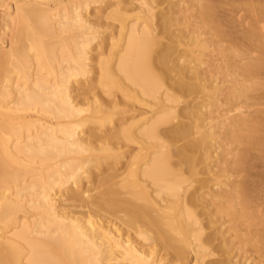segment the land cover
Segmentation results:
<instances>
[{"label": "bare ground", "instance_id": "obj_1", "mask_svg": "<svg viewBox=\"0 0 264 264\" xmlns=\"http://www.w3.org/2000/svg\"><path fill=\"white\" fill-rule=\"evenodd\" d=\"M129 1L133 0H114L106 4L104 10L114 5L117 8L105 16L94 15L92 20L86 12L74 8L68 25L80 27L85 34L74 42L76 57L68 61L60 80L49 83L38 76L25 89L9 83L7 74L0 80V131L3 133L0 135V264H179L180 259H183L180 264H222L220 261L223 260H205L210 256L214 258L216 246L219 251V245L212 244L216 231L211 227L215 224L214 218L217 219V215L220 217L221 212L232 214L236 221L242 219L249 228L254 226L246 228L248 237L258 242L256 245L260 242L255 248L261 261L264 259V180H261L264 176L257 171L264 169V91L261 94L257 92L264 90V0H225L227 7L221 6L222 0H192L190 4L201 17V26L204 24L213 28L211 41L216 37L219 39L214 42H217L224 37L222 40L227 39L225 42L232 45L230 41L233 42V37H227V30L222 29L223 24L229 26L226 16L231 20L236 18L245 27V30L241 27V31L242 28L244 30L242 34L245 33L239 36L243 40H234L237 47H222L223 50L234 48L237 51L235 54L233 49L230 56L226 54L224 58L230 61L234 58L238 60L236 57L239 55L243 60L247 59L245 62L238 61L242 64L224 61L226 69L239 74L232 75L241 78L239 91H229L225 95L226 102L221 99L215 103L228 105L227 112L233 107L238 111L235 113L234 110L226 129L228 140L238 146L233 154L235 157L229 161L231 168L225 163V167L241 176L232 184L227 180L234 174L230 169L222 165L223 173L229 170L232 173L230 176L224 173L226 179L214 170L215 166H220L213 158L217 157L216 149L221 148L219 144L222 142L219 143L210 114L215 105L212 99L219 95L216 93L220 87L212 83L218 72L214 77V68L211 70V65L205 62L207 57H203L205 53L207 55L208 44L199 36L202 30L189 34L185 16L177 15L185 11H182V6L176 9L175 0H143L141 4L147 9L133 17L126 13ZM83 6L86 9L87 4ZM244 11L247 14L244 15ZM15 14V21L11 19L6 25L10 27L14 24L12 29L15 28L9 53L1 54L0 58L9 56L13 70L24 78L34 54L35 59H43L41 52L46 54L44 42L54 29L49 8L39 1L18 0ZM102 18L104 20L100 21ZM114 23L119 24L120 37L115 41L112 38L110 47L120 48L109 51L106 57L102 56L103 53L97 54L99 76L96 78L101 92L106 93V99L98 98L90 87L74 95V83L78 81L74 77L85 76L89 72L86 69L89 64L86 61L90 58L87 46L100 37L99 28L106 30ZM174 26L176 29H173ZM238 42L243 43L240 45L242 48L236 45ZM97 45L101 48L100 43ZM48 52L51 54V50ZM116 90L129 101L134 100L133 103L136 102L141 109L145 108L149 114L142 109L144 116L139 111L136 112L139 115L134 116L128 112L130 107L123 103L125 107L117 112L115 109L119 100L115 101L111 96ZM16 92L17 98L11 100ZM125 100L124 103H129ZM12 102L14 104L11 105ZM36 106L54 115L57 120L55 126L39 124L40 131L32 139L23 145L17 141L12 146V143L9 144L11 138L17 137L20 132L12 123L14 111ZM86 111L90 114L82 116L81 113ZM117 113L123 116L115 131L106 130L101 134L97 131L98 134L94 135L87 129V136L83 132L85 130H77L92 118H102L110 124ZM133 145H137L136 151L130 148ZM17 154L26 159L38 156L41 162L64 155L73 156L55 166L56 179L39 191L41 203H37L45 208L44 215L36 220L31 229L21 225L18 230L8 233L13 227V221H7L8 216L22 206L6 194L9 184L18 177L13 168L18 161ZM107 159H113L114 163L123 161L122 172H115L118 175L112 173L117 180L112 179L114 177L108 171L109 178L102 179V183H111L104 185L106 187L94 196L90 195L89 199L88 195L84 198L89 189L79 187L84 178L80 175L81 180L73 182V193H67L69 200L72 198L79 202H74V207H85L87 211L82 210L78 214L72 207L57 205V198L65 193L61 194L60 189L58 193H51L49 190L52 191L53 186H63L78 175L86 162L97 166ZM73 161L79 162L72 164ZM95 165L90 169L94 170ZM256 174L258 177L261 175V179L257 177L261 182L253 184ZM212 181L217 182L211 184ZM251 183L252 186H249ZM35 186H39V182L20 186L17 193ZM223 187L228 189L223 192ZM225 194L231 206L218 205L217 202ZM209 205L213 209H209ZM102 206L112 209L108 212L113 214L108 216L120 213L115 215L119 217V225L103 221L96 214L98 210L106 209ZM102 212L108 214L104 210ZM258 225L261 227L256 228ZM189 254L192 255L190 260ZM226 260V264L239 263L231 255Z\"/></svg>", "mask_w": 264, "mask_h": 264}, {"label": "rangeland", "instance_id": "obj_2", "mask_svg": "<svg viewBox=\"0 0 264 264\" xmlns=\"http://www.w3.org/2000/svg\"><path fill=\"white\" fill-rule=\"evenodd\" d=\"M30 1H39L40 3H43L44 5H46L49 8V11L51 14L50 20L52 22V27H53L54 31H53V34H51L49 36V38L46 40L47 42H44V44L46 45L45 46L46 54L50 55V58L47 57V55L42 51L41 55H42L43 59L37 60V59H35L36 58L35 54L32 53V56L34 54V56L31 58V60L33 59V61L30 63V66L28 67L24 78L19 77L16 74V72L13 70L12 65H11V59H9V56L5 57L4 59L0 58V80L2 79L3 75L7 74L8 79L10 80L9 83H13L15 86L17 85V88L19 85V88L22 87L23 89L28 88V86L30 85L32 80L38 76L42 77L43 79L46 80V82H49V83H52L55 79L60 80L61 77L63 76L62 72H66V68L69 64L68 61H70L71 59H74L76 57V48H75L74 42L82 34H85V33L82 32L80 27H77V26L69 27L70 25H68L69 22L71 21V16H73L72 11L74 10V8L77 7L78 11L86 12L88 15H90V17H89L90 20L94 19V15L95 16L96 15L97 16H99V15L105 16L106 14H109V12H112L115 8H117L114 5V6L108 7L106 10H104V7H106L105 5L109 4L110 2H113L114 0H30ZM175 1H177L176 9L179 10L180 9L179 7L182 6L183 7L182 11H185L184 13L180 11L181 13L179 12L177 15L181 16L183 14L185 16V18L183 16H181V17L184 18V20L188 22L187 28H188V25H189V28L187 30L189 31V34L193 33L195 30L196 31L202 30V32H200L199 36L201 39L203 38V42L206 41L205 43L208 44V46L206 47L208 49V51H205V52H207V55L205 53V55L203 57H207L206 59L205 58L204 59H205V62L207 61L206 64L208 66L213 65L212 67L210 66L211 70H212V68H214V71L212 72V74L215 73L216 71L218 72V73L216 72L218 79L215 77L216 73L214 74L215 79H213L214 81L216 80L215 82H217V83H214V81H212V78L209 77V78H211L210 82L212 81L213 84H216V86L220 87V90L218 91V89H217V93H216L219 95L215 96V98L212 99V101L215 104L216 102L221 101V99L222 100L225 99V102H226L227 99H226L225 95L227 96L229 91L230 92L231 91H233V92L239 91V89H238V88H240L239 87L240 86L239 80L241 78L236 77L237 75H239L236 71L232 72L231 70L226 69V66L224 67V65H226L225 62H227L225 60H228V58L226 59L224 57L227 56L226 54H229L228 56H230V51L233 50L235 47H237L234 45L235 44L234 40L236 41L237 38H238V40L239 39L243 40V38H241V37L239 38V36L240 35L243 36V34L245 32L242 34V31L245 30V27L243 25H240V23L238 22L239 20H237L236 18H234L235 20L232 18V20H233L232 21L231 19H229L230 17L226 16V18L229 22V26L223 24L224 26H222V29H224V31L227 30V32H226L227 37H228V35H229V37L230 36L233 37L232 41L234 43L231 41H230V43H232V45L229 44V42L226 43L225 41H228V40L225 39V41H223L222 39H224V37L219 40L221 43L217 40L216 41L218 43L214 42L215 39H219L216 37H215L214 41H211V39H212L211 37H213V34H214L213 28H211L210 26H209L210 27L209 28V27H207V25L204 26V24H203V26H201L202 22H199V21H201L200 20L201 17L200 18L198 17V14H196L197 12H195L194 9L190 5L192 0H186L187 2H185V3L183 0H175ZM224 1L225 0H222L221 1L222 5L221 4L220 5L227 7V4ZM17 2H18V0H0V55L1 54L4 55V54L9 53L10 45L12 43V42H10V40L12 39V34L14 33L13 30L15 28L12 29V27H14V24H13V26H10V27L9 26L7 27L6 25L8 22H10L11 19L12 20L14 19V21L16 19L17 15L15 14V5L17 4ZM142 2H143V0L129 1L127 3L128 10L126 13L131 15V17H133L134 15L139 14V13L143 14L142 10L147 9V7H146V5L141 4ZM183 3H184V5H183ZM86 4H87V7L85 9V6H83V5H86ZM186 6L187 7L189 6V8L186 9ZM242 13L244 15L247 14V13H245V11ZM242 13H240L241 16L243 15ZM222 18L225 20L224 17H222ZM99 20L103 21L104 19L102 18ZM224 22H227V21L225 20ZM232 23H234L235 25H233ZM231 25H233L232 26L233 29H232ZM180 26H182V25H180ZM109 27L106 28V30L102 27L99 28V30L102 31L104 29L105 31H103L102 33L100 31L99 32L100 37L95 38L87 46V49L90 50V52L88 53V56H90V58H89L90 60L88 59L86 61L89 63L88 66L86 67V69L89 70V72L85 76L77 75V77H74L75 80H78L77 83H74L75 87H76V91L74 90V92H73L74 95H77V94L83 92V90H87V88L90 87L92 93L94 92V94H97L98 98H99V96H101V98L104 97L103 99H106L105 98L106 93L103 94V92H101L102 88L99 86V84L97 82V78L99 76L98 75L99 74V71H98L99 66L97 63L99 56L97 54L103 53L102 56L106 57L109 51L114 52L115 50H118L120 48V46L116 47V49L115 48L111 49V47H110L112 44L111 39L113 38V41H115L120 37L119 24L114 23V24L110 25ZM174 27H173V29H176V27L175 28ZM241 27H244V30L242 28V31H241ZM177 28H178V26H177ZM208 28H209V31L207 30ZM108 34H109V37L107 36ZM233 34H237V35H235L236 37L233 36ZM105 35H106V38L104 37ZM225 38H226V35H225ZM230 39H232V38H230ZM240 40H239V42H240ZM239 42L236 45L240 46L243 43H245V42L241 41L243 43L239 44ZM99 43H100L101 48H99V45H97ZM117 43H119V42H117ZM214 43L215 44L217 43L218 46H221V45L222 46L220 48L216 47L217 45H215ZM219 44H221V45H219ZM226 44L228 45V47ZM247 44L248 43H245L244 45L249 46ZM229 45H230V47H234V46L235 47L232 49L230 48V51H229L228 50ZM95 46L96 47L98 46V47L94 48ZM213 47H215V48H213ZM222 47H225L228 49L223 50L224 48L222 49ZM240 47L242 48L243 46H240ZM218 49H221V50H218ZM48 50L49 51L51 50V54L48 52ZM97 50H99V51H97ZM226 51L229 53H227ZM235 52L237 53V51L234 49L233 53H235ZM96 56H98V57H96ZM239 56L236 57V58H239L238 60L237 59L235 60V58H234V60H231V61L237 62L238 64L239 63L242 64L241 62H245V60H247V59L243 60L242 55L240 56L242 58H240ZM254 56H256V53ZM208 58H210V59H208ZM244 58H246V57L244 56ZM239 60L241 62H238ZM228 61H230V59ZM206 64H205V66L207 67ZM205 66L203 65L202 67H205ZM228 71H230V72H228ZM233 73H236L237 75L235 74L234 75L235 77H233L232 76ZM78 82H79V84H78ZM83 82H86V83H83ZM210 82H208V83H210ZM20 90H22V89H20ZM116 91H115L116 94L115 93L111 94V96H113L114 98L111 97L110 95L109 96L111 97V100H112V98L115 99V101L119 100V101H117V102H119V104L117 105V107L115 109L117 112H119V110L123 109V107H125V105H128V107H130L128 109L130 111H128V112L134 116H136V115L138 116L139 115L138 113H140V112H141L140 113L141 116H144V112H145V114H149L145 108H142L143 109L142 110L139 106H137L138 104L136 102H135L136 103V105H135V103H133L134 100L129 101V99L125 98V96H123V94H121V92H119L118 90H116ZM263 91L264 90L262 89V91L260 90L257 92L261 94ZM17 96L18 95L16 92V94H13L11 96L12 98H10V99L11 100L13 98L16 99ZM106 97H108V94ZM110 97L107 99H110ZM124 98L128 99V100H125ZM124 100H125V102L128 101L129 103H124ZM130 102L133 105H131ZM122 103L125 105H122ZM222 103H223V101H222ZM12 104H14V103L12 102L11 105ZM129 104L131 106H129ZM227 106L228 105H226V104L225 105L223 104L221 106V105H218V103H217L213 106V108H212L213 110L211 111V114H210V117L212 118L211 123H213V128L216 130L217 136H219V138H220L219 143L222 142L221 144H219L220 145L219 147H221V148L216 149L217 153L215 154V157L216 156L217 157L215 159L213 158V160H216V162L218 160L217 165L219 164L220 166H217L218 168L215 166L214 170L216 169L215 171H218L217 172L218 174L221 173L219 175L222 176V179H226L224 177V173H225V176H227L226 174H228L229 176L232 174L231 173L232 170L230 169L231 164L229 163V161H232L233 156L235 157V155H233V154L236 153L235 151H237V148H238L237 144L235 142L229 141L228 137L226 136L227 135L226 129L229 127V125H227V124L231 120L230 116H232L234 114L233 112L236 111L235 113H237L238 111L236 109H233L234 108L233 107L232 108L233 110L231 109L230 112H227ZM256 107L257 106H254L253 108H256ZM14 110H16V108H14ZM141 110L144 112H142ZM128 112L126 114L130 115ZM136 112H138V113H136ZM89 114H90L89 111L81 113L82 116H87ZM114 116L115 117L110 122V124L107 123V120H105V119L92 118L89 123H86L85 125H80L77 128V130H85V131H83L85 133L87 129H90L89 130L90 132L88 131V133H91L94 135L98 134V132L100 134L104 133V132H106V130L108 132H112V130L115 131L116 128H118L117 125H119V122L122 121L121 117L123 116V114L117 113ZM206 116H209V115L206 114ZM14 117L15 118L12 120V123L15 126H17V128H19L20 132H19L17 137L13 136V138H11L12 140L10 139L11 141L9 144L12 143V146L17 141H18L17 143H19L20 145H23L26 143V141L28 139H32L34 137V135L38 131H40L39 124H43L44 126L49 127V126H55L56 121H57L53 114L41 111L40 106H36L35 108L22 109L20 111H14ZM114 119H116L117 121ZM225 122H227V123H225ZM209 125H212V124L209 123ZM93 127H95V128H93ZM92 131H94V132L92 133ZM95 131L96 132L98 131V132L96 133ZM88 133H87V136H88ZM0 135L1 136L3 135V133L1 131H0ZM136 147H137V145L136 146L133 145L130 148L132 150L135 149V151H136V149H137ZM235 147H236V149H235ZM135 151H132V153H134ZM72 156L73 155H64V156H60V157L52 159V160H46L45 162H41L38 156H36L35 158L26 159L21 154L16 155V159L18 161L15 164H13V168L16 172H18V177L16 180L12 181L9 184V188L6 191V194L9 196V199L22 203V206L20 208L16 209L11 215L8 216L7 221L8 220L13 221V224H12L13 227L10 228V232H8V233H12V232L18 230L21 227V225L27 226L31 229L32 226L34 225V223L36 222V220H38L39 218H41L44 215L45 208L39 206L37 203V202L41 203V198L38 196L40 193L39 191L41 188H45L46 186L50 185L51 184L50 181H52L53 179H56L57 174H54V173H55V170H57V169H55L57 167H55V166H57L60 161L68 160ZM220 158H221V161H220ZM121 159L122 158H120L119 160H121ZM112 160L113 159H110L108 161H103L102 162L103 165H102V163H100L99 165H97L98 167L93 162H86L85 164H83V167L79 170L78 175L70 178L68 180V182L65 183L63 186H58V185L53 186V190L52 191L49 190L51 193H55V192L58 193L61 190H62L60 192L61 194L65 193L63 196H60V197H58L56 195V197H58L57 198V205H60L61 208H62V206L64 208L68 206L69 209L72 207L71 209L72 210L74 209V211L77 213L79 212L78 214H81L82 210L87 211L88 208H85V207L84 208H82L81 206L78 208L74 207V206H76L74 204L76 203L77 200L75 201V199H74V201H73L72 198H71L72 200L71 199L69 200L66 197V196H68L67 193H69V194L73 193V189H75L73 182L74 181L79 182V180H81L80 179V175H81L84 178L82 179L79 187L82 189L84 188L85 190L88 188L89 190H88V192H86L84 194L85 195L84 198H87L86 196L88 195L89 196L88 198L91 199L90 195L94 196L95 194H97V192H99L100 189H104L108 185L107 183L109 181L108 182L106 181L107 183H105V182L102 183V181H104L102 179L106 180L105 177L109 178V176H107L108 171H109L110 175H112L113 172L114 173L115 172L120 173L124 169V167L122 166L123 161L122 162L120 161V163H121L120 164V163H118L119 160H117L116 163H114L113 162L114 160L113 161ZM219 161H220V163H219ZM77 162H79V161H77ZM77 162L73 161L72 164H76ZM106 162H108V163L106 164ZM112 163H114V164L111 165ZM225 163H226V166L227 165L229 166V164H230V166H229L230 168L225 167ZM93 164L96 167V168H94V170L90 169L94 166ZM222 165L225 169L228 168L231 171L229 170L228 173L224 171V173H223ZM107 167H110V168H107ZM112 167H114V168L112 169ZM261 170L263 171L264 169H261V168L257 169V171L259 173H261L262 176H264V171L261 172ZM41 173H43V174H41ZM117 173H115V175ZM41 175L44 177H40ZM51 175H53V176H51ZM85 175L86 176L88 175L89 177L87 176L88 177L87 178ZM232 175H234L233 178H232ZM232 175L229 179H227V180H229L228 182H230L231 184H232V181L237 180L236 178L241 179V176L238 172L236 174L237 177H236L235 173ZM261 175H260V177H258L259 175L256 174L255 179L256 180L261 179L262 178ZM49 176H50V180H48ZM112 176L114 177V174ZM251 177H253L252 179L254 180V175ZM115 178L117 180V176L112 178V179H115ZM119 179H120V177H118V180ZM256 180L253 181V184L261 182L260 180L259 181H256ZM261 180H264V178H262ZM35 181L39 182V186H35L33 188H28L24 191H21V193H19V194L17 193L18 191H20L19 189L22 186H24V185L28 186L29 184H31L32 182H35ZM216 182L212 181L211 184H215ZM254 182H256V183H254ZM101 183L103 184L102 186H101ZM109 183H111V182H109ZM221 183H224V182L222 181ZM81 184H83V186ZM104 185H106V186H104ZM249 186H252V183L249 184ZM214 188L216 189V186H214ZM59 189H60V191H59ZM226 189H228V188L223 187V189H222L223 192ZM66 190L68 192H66ZM63 191H65V192H63ZM226 194H225V197H223V199H225V202L223 199H222L223 201L220 200L221 198L220 199L216 198L217 200L222 201L223 204L220 201L217 202V200L215 199L216 202L218 203V205H224L225 207L231 206V205H228L230 203H229L228 196L226 197ZM32 200L33 201L35 200V202H33ZM210 202H211V200H210ZM212 202L214 203L215 201H212ZM69 205H71V206H69ZM102 207L104 208L106 206H102ZM107 207H106V209L104 208L103 210H104V212H107L108 214L103 213L102 209L100 211L98 210L96 212V214L98 216L100 215V217L103 221L109 220V221H112V223H115L116 226L119 225V221H118L119 217H117L118 216L117 214H120V213H114V216L111 215L112 217L108 216L109 214H113V213L112 212L109 213L108 211H112V209L108 207L111 210H109V209L107 210ZM237 207L238 206H236V208ZM236 208H235V210H236ZM209 209H213L211 205H209ZM232 209H234V208H232ZM105 210H107V211H105ZM221 213H220V215H221L220 217H219V215H217V219L214 218V217H216V215L213 217L215 224L213 227H211V230L216 231L213 234V238L215 240L213 239L212 244L214 245L216 243V245H219L218 246L219 251L217 249V246H216V248L214 246V248L217 251V253L215 251L216 254H215L214 258L212 256H210L212 258L207 257L205 260H208V259H213L215 261H216V259H217V261L223 260L220 262H222V264H226V263H224V261L226 260L227 256L230 257V255H231V257H233V260L235 262H237L236 260L238 259V261H239L238 264H264L263 263L264 259L262 258L263 260L261 261V258H260L261 256L259 255L260 253L257 254L259 251L257 252L256 251L257 248H255V247L260 245V242H259V245H256L258 242L255 243V240H251L248 237L249 234L247 233V230H246V228L251 229L254 226H250V228H249L248 224L244 223L242 219L239 221L237 220L238 221L237 222L235 220V218H233L232 214L230 215V214H227L224 212H221ZM101 215H103L104 217L102 218ZM115 215H117V216H115ZM222 215L224 217H222ZM115 217H117V219ZM112 218H114V219H112ZM105 219H107V220H105ZM258 227L260 228L261 226H259V225L256 226V228H258ZM216 235H217V237H216ZM224 241H226L227 243ZM222 243H223V245H222ZM223 246H225V247L223 248ZM215 249H213V251ZM227 249L230 252L227 251ZM231 249H232V251H231ZM191 256H192L191 254L188 255L189 260L191 259ZM180 260H183V259H180ZM180 260H178V261L181 263ZM182 262H184V261H182ZM190 263H192V261Z\"/></svg>", "mask_w": 264, "mask_h": 264}]
</instances>
